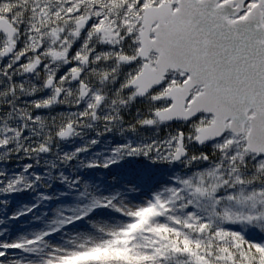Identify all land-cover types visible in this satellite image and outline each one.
<instances>
[{
    "label": "rangeland",
    "instance_id": "obj_1",
    "mask_svg": "<svg viewBox=\"0 0 264 264\" xmlns=\"http://www.w3.org/2000/svg\"><path fill=\"white\" fill-rule=\"evenodd\" d=\"M167 1L0 0L15 29L0 37V264H264V155L248 150L249 125L199 148L213 115L157 119L187 73L144 98L129 88L158 57L138 55L144 11Z\"/></svg>",
    "mask_w": 264,
    "mask_h": 264
},
{
    "label": "water",
    "instance_id": "obj_2",
    "mask_svg": "<svg viewBox=\"0 0 264 264\" xmlns=\"http://www.w3.org/2000/svg\"><path fill=\"white\" fill-rule=\"evenodd\" d=\"M220 1L170 0L147 7L138 55L145 61L152 52L158 57L155 67L144 63L129 88L144 98L162 86L168 74L183 71L189 78L165 95L172 105L158 112V121L187 123L201 113L213 115L214 121L198 130L194 143L199 148L221 139L227 130L243 135L249 125L247 148L264 155V0H258L245 18L235 17L247 0ZM84 24H76L75 36ZM1 35L15 36V29L5 19L0 20ZM35 70L34 65L28 72ZM81 76V71L74 73L73 81H79ZM52 84L50 80L45 86L49 89ZM196 87H201L202 92L186 108ZM80 95L87 96L84 84ZM184 139V134L179 133L176 163L189 154Z\"/></svg>",
    "mask_w": 264,
    "mask_h": 264
},
{
    "label": "bare ground",
    "instance_id": "obj_3",
    "mask_svg": "<svg viewBox=\"0 0 264 264\" xmlns=\"http://www.w3.org/2000/svg\"><path fill=\"white\" fill-rule=\"evenodd\" d=\"M38 51V50H37ZM97 51V50H96ZM102 52L103 53H101V54H99L98 56L96 55V57H94V59H93V64H94V66L95 65H99L100 63H102L103 61H104V57H105V55L106 54H104L105 53V49H103L102 50ZM41 53L43 54V55H45V54H47V52H45V51H43V50H41ZM72 54L73 53V51L72 52H65V54L67 55V54ZM110 55H112V56H119V53H112V54H110ZM105 63V62H104ZM71 65V64H70ZM92 74H96V72L94 71ZM33 98H31L30 100H32ZM90 99V98H89ZM198 147V146H197Z\"/></svg>",
    "mask_w": 264,
    "mask_h": 264
},
{
    "label": "flooded vegetation",
    "instance_id": "obj_4",
    "mask_svg": "<svg viewBox=\"0 0 264 264\" xmlns=\"http://www.w3.org/2000/svg\"><path fill=\"white\" fill-rule=\"evenodd\" d=\"M36 71V70H35ZM51 81H53L52 79H50ZM50 80H48V81H50ZM54 81H53V84H52V86H51V88H49V89H52L53 88V86H54ZM61 95V93L58 91V93H57V96H60Z\"/></svg>",
    "mask_w": 264,
    "mask_h": 264
}]
</instances>
